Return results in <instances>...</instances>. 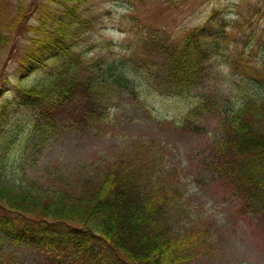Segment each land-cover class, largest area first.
<instances>
[{
	"label": "trees",
	"instance_id": "obj_1",
	"mask_svg": "<svg viewBox=\"0 0 264 264\" xmlns=\"http://www.w3.org/2000/svg\"><path fill=\"white\" fill-rule=\"evenodd\" d=\"M24 1L18 0L12 10L0 0V54L11 48V36L21 24L32 33L19 48L10 49L20 79L12 85V100L0 101V264H9L2 248L10 240L45 250L84 249L94 239L89 229L98 233L99 243L111 250L118 264H190L207 247V235L196 227L189 190L161 134L202 129L204 115L195 119L193 114L204 107L213 111L215 121L205 131L194 180L202 185L223 180L239 189L234 188L245 205L264 215V71L250 68L246 58L245 74L237 81L241 87L232 96L213 98L200 92L198 103L177 119H166L154 101L157 95L180 96L188 88L205 87L204 56L210 46H222L225 23L208 42L201 38L206 34L201 25L172 41L147 15L141 13L142 23L135 22L134 0H120L118 18L125 26L118 30L130 38L126 44L99 40L106 51L93 56L79 43L94 25L82 16L87 0H40L30 24L24 17L34 11L23 9ZM251 6L255 9L250 14L264 15V0ZM36 69H45V76L25 84L22 80ZM150 83L160 86L147 88ZM111 94L142 112L147 131L118 146V156L102 174L77 180L84 184L80 192L41 184L17 169L23 142L38 123L47 128L44 134L53 133L55 122L77 101L81 117L62 127L72 133L82 129L72 126L76 122L101 125L98 119ZM45 141L34 145L32 153L37 155Z\"/></svg>",
	"mask_w": 264,
	"mask_h": 264
},
{
	"label": "rangeland",
	"instance_id": "obj_2",
	"mask_svg": "<svg viewBox=\"0 0 264 264\" xmlns=\"http://www.w3.org/2000/svg\"><path fill=\"white\" fill-rule=\"evenodd\" d=\"M14 10L18 0H1ZM138 5L135 12V22H141L142 15L162 25L173 41L193 27H205L206 34L201 38L207 42L213 39L212 34L225 23L224 36L219 38L222 46L209 47L206 71L202 74L207 79L205 87L188 88L180 96L157 95L155 105L160 114L177 119L198 103L197 94L206 92L213 98L232 96L241 87L237 83L244 72V60L250 59V68L264 67V15L259 16L251 6L256 0H134ZM40 0H25L23 9L33 8L34 12L25 16L27 24L35 21L36 6ZM120 0H87L83 18L94 24L88 37L81 36V48L89 50L95 56L106 51L99 40H114L126 44L130 38L118 29L125 25L119 22L118 14L122 12ZM21 24L16 34L9 41L10 49L16 50L27 41L31 32H27ZM102 41V42H103ZM225 44V46H223ZM13 48V49H12ZM9 48L0 55V101L3 98L12 100L14 95L12 85L18 83L20 70L16 55ZM243 60L237 66L238 53ZM46 70L36 69L27 74L23 82L32 84L45 76ZM5 74V75H4ZM6 78V80L3 79ZM264 78L262 79V81ZM160 85L150 83L155 88ZM198 88V87H197ZM206 88V89H203ZM152 97V96H149ZM107 101L105 98L104 103ZM81 104L71 102L69 109L62 113L63 118L55 122L53 133L44 134L47 128L38 123L29 138L23 142V154L19 157L17 169L37 179L41 184L51 187H62L69 193H78L82 184L77 180L93 178L102 174L109 166L110 160L118 156L117 147L128 145L131 137L142 131V112L125 99L111 94V103L104 109L101 125L89 126L84 121L72 126L82 129L69 133L64 124L71 125L74 119L81 117ZM204 115L202 129L181 130L177 133H162L161 138L169 145L171 156L177 162L182 183L189 190L192 204L196 211L195 223L201 232H205L206 248L199 253L190 264H264V215L257 212L253 206L245 205L244 197L230 184L223 180L214 183L198 184L194 178L198 165L202 161L201 152L205 131L214 126L213 111L203 108V112L193 114L198 118ZM70 116V117H69ZM65 121V123H64ZM89 127V129H84ZM41 144L37 155L32 153V147ZM196 185V186H195ZM235 188V189H234ZM239 190V189H237ZM51 232V231H50ZM56 234L65 236L63 230ZM93 241L84 249L72 246L62 251L41 249L40 245L16 246L10 240L3 246L2 252L9 264H118L111 250L101 245L97 239L98 233L88 230ZM100 252V253H99ZM119 262V261H118Z\"/></svg>",
	"mask_w": 264,
	"mask_h": 264
}]
</instances>
